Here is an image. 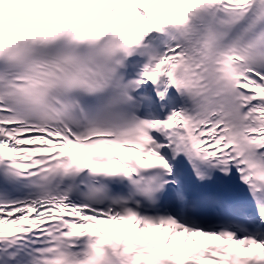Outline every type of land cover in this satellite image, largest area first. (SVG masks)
Returning <instances> with one entry per match:
<instances>
[{"label":"snow or ice","instance_id":"obj_1","mask_svg":"<svg viewBox=\"0 0 264 264\" xmlns=\"http://www.w3.org/2000/svg\"><path fill=\"white\" fill-rule=\"evenodd\" d=\"M0 264H264V0H0Z\"/></svg>","mask_w":264,"mask_h":264},{"label":"bare ground","instance_id":"obj_2","mask_svg":"<svg viewBox=\"0 0 264 264\" xmlns=\"http://www.w3.org/2000/svg\"><path fill=\"white\" fill-rule=\"evenodd\" d=\"M150 11H151V9H150Z\"/></svg>","mask_w":264,"mask_h":264}]
</instances>
